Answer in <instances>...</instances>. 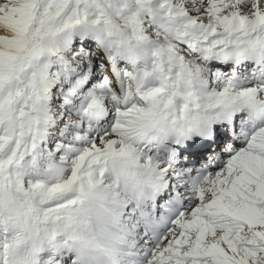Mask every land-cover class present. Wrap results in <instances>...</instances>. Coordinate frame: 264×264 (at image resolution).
Instances as JSON below:
<instances>
[{
    "label": "snow or ice",
    "instance_id": "obj_1",
    "mask_svg": "<svg viewBox=\"0 0 264 264\" xmlns=\"http://www.w3.org/2000/svg\"><path fill=\"white\" fill-rule=\"evenodd\" d=\"M264 264V0H0V264Z\"/></svg>",
    "mask_w": 264,
    "mask_h": 264
},
{
    "label": "clouds",
    "instance_id": "obj_2",
    "mask_svg": "<svg viewBox=\"0 0 264 264\" xmlns=\"http://www.w3.org/2000/svg\"><path fill=\"white\" fill-rule=\"evenodd\" d=\"M34 239H25L22 242L10 248V256L18 262V264H24L28 260L35 261L37 259L36 255H29L32 250V245L34 244ZM93 264H104L102 260H96Z\"/></svg>",
    "mask_w": 264,
    "mask_h": 264
}]
</instances>
